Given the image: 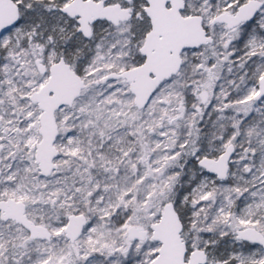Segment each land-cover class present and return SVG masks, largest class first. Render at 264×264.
<instances>
[{
  "label": "snow or ice",
  "instance_id": "snow-or-ice-1",
  "mask_svg": "<svg viewBox=\"0 0 264 264\" xmlns=\"http://www.w3.org/2000/svg\"><path fill=\"white\" fill-rule=\"evenodd\" d=\"M0 264H264V0H0Z\"/></svg>",
  "mask_w": 264,
  "mask_h": 264
}]
</instances>
